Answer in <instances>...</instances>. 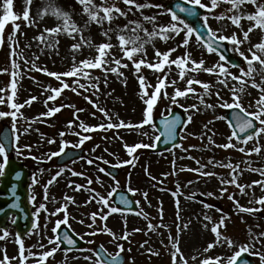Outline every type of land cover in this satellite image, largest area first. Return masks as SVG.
<instances>
[{
    "label": "snow or ice",
    "instance_id": "obj_1",
    "mask_svg": "<svg viewBox=\"0 0 264 264\" xmlns=\"http://www.w3.org/2000/svg\"><path fill=\"white\" fill-rule=\"evenodd\" d=\"M26 9L22 14V17L13 10V0H3V15L0 16V46L4 43L5 26L9 22L13 23V31L7 37V41L10 47V67L0 69V74L10 75V82L5 88H0V93H4L10 87L11 94L0 96V105H6L9 109L7 111L0 110V119L10 118V131L0 136V178L6 174V166L9 163V153L7 147L9 143L13 147L17 156H21L24 150L31 152V145L21 146L19 141L22 135L28 134L32 130V124L37 121L43 122L42 117H51L56 113L62 111L67 107L73 109L74 119L70 120L66 125V130L59 132L61 137L58 150L45 153L47 160H51L55 157H62L67 155V149L83 150L86 142L93 139L92 133L96 132H108L114 131L113 139L123 138L119 135L120 129H137L142 130L139 135L148 137L152 142L145 143L143 141L134 142L133 144L123 143V147L126 151L129 159L117 160L116 163H110L105 159L103 155L86 157L81 155L80 160L86 162L87 165H95L96 171L104 176L110 177L114 182L112 190L107 194H102L95 188L91 187L94 183L103 187L104 181L101 176L97 175L95 180L90 176H86L84 172L75 171L73 168H69L66 165L60 167L52 178L44 185V197L45 201L49 200L48 188L52 185L56 178L63 175L66 171L70 172L72 176L84 177L86 184H75L74 191H87L91 195L85 204L95 202L99 205V209L96 212H92L88 219L91 221L86 226L90 231L85 232L83 235L75 233L70 223V214L68 212V203H75V199L71 196H64V203L61 207L49 212L45 203H40L34 216L36 219L31 224V230L28 235H37L39 239L37 242L29 248L25 247L24 240L20 237V234H16V243L18 244V255L16 257H9L6 254L0 258V264H11L13 259H17L19 264H47L49 258H54V254L61 250V244L68 246L65 250H77L90 252V256H83L82 258L89 261L90 264H125L122 258V253L126 251L124 245L119 243L120 240H128L129 235L124 232L122 235L117 234L107 227L106 221L112 214L125 213V210L131 212L133 203L139 207L140 201H132L126 195H121L119 198V204L124 208L116 206L112 202L113 194L121 188L120 181L111 171L106 170L105 167L100 165H108L110 168H122L127 165H133L134 161L138 159L136 155L138 150L141 149H155L163 136L164 143L171 145L169 151L174 152L179 149L183 152H189L190 150H206L198 149L196 145H190L185 148L183 143H176L177 137L181 140L187 138V126L192 123V112H199L201 107L204 110L211 109L214 113L217 108L231 110L230 118L227 114L215 115L214 120H226L230 132L227 136V142L223 144H217L214 140L215 132L212 135H208V125L214 123V120L208 121L203 125L204 131L198 139L203 141L207 137L208 144L221 148L224 150L232 149L243 155V158L237 162H233L231 157H227V162L223 160H216L215 157L209 158L206 164H201L199 159L192 156L183 158L195 160L198 165L197 168H185L181 167L179 171L194 172L201 177L219 176L215 171H204L203 169L211 166L213 169L217 167L229 169V179L219 177L221 188L220 193L223 197L224 193L228 191L227 186H235L239 190L241 196L247 195L246 189H254L256 186L261 188L264 192V167L253 168L254 161L248 159L253 155H259L264 151V144L261 143L264 140V0H178L175 3L177 11H174L171 6L165 5L163 2L157 3L155 0H76V3L80 6V12L78 15L81 17L80 21L74 19L77 15L75 9L72 12L64 11L61 8H53L54 0H48L45 11L47 9H53V15L59 19L60 23L47 28L40 33L39 36L33 37L34 40H38L41 44H44L47 48H57L59 41H49L45 36H59L61 34L67 35L73 43L70 45V52H72L70 66L64 71H52L46 66L41 67L36 64V60L39 56H34L30 61L27 57L19 51V42L15 39L16 33L20 30L21 25L16 23L19 20L26 22V26H38V17H41V13L38 10L36 16L31 15L32 0H24ZM123 4L124 7L120 5ZM187 5V6H185ZM227 5V7H224ZM248 5L252 6V10L247 8ZM155 9L154 14H145V10ZM219 9V11H217ZM203 10V14L201 12ZM139 12L140 17L137 19H131L130 16H135ZM183 14V17L178 14ZM168 16L167 21H162L161 17ZM195 18L199 27L193 26V23L189 22L187 18ZM123 18L126 23L118 24L115 21ZM211 19L227 20L231 25L235 26L238 31H233L228 34L227 26H222L219 29H213L210 26L209 21ZM242 21H247V27L245 28ZM95 25L100 29L99 35L103 37L100 42H96L95 38L91 34V29ZM150 25V27H148ZM254 32H258V42L253 43L251 35ZM87 33V35H86ZM23 34V33H21ZM179 37V40H177ZM159 39L164 43L169 41H176V43L169 47L165 51L155 48V41ZM115 40V43H113ZM151 44L154 49V60L149 61L147 58V45ZM247 44L245 49L243 46ZM230 46V50L238 57L237 60H233L230 57H226L223 54V50ZM25 47H31V44L25 45ZM201 52L199 59L194 57L193 48ZM89 49L90 54L83 59H77V54L83 55V49ZM179 48H183L184 52L173 58V54L177 52ZM116 49L119 50L120 55H116ZM203 53L208 55H216L218 59L211 65L207 64V61L203 58ZM67 59V58H66ZM23 61L24 65H30L29 71L42 72L47 77L53 78L58 82V86H52L51 84L43 85V91L48 93L44 104L46 111L40 113L38 117L29 120L23 116L22 109L27 105L31 106L32 102L37 100L38 97L31 96L24 103L17 101L18 92V80L22 78L23 73L20 71L21 64L19 61ZM127 61V62H124ZM129 64L134 69V75L136 76L140 88V96L145 105L142 112V118L138 123H128L118 118V113L110 114V110L105 107H101L99 103V97L101 93V76L96 75V71L103 74L104 86L108 85L109 74H114L117 77H122L123 72L121 68L127 69ZM173 66H175V72L178 79L170 78ZM142 69L152 70L157 73V83L152 85L148 82L146 76L143 74ZM167 69V71L165 70ZM200 73H206L211 77H214L213 81H203L199 79ZM257 76L259 79H257ZM32 79H35L32 77ZM39 84V81H36ZM179 82L184 83V87H179ZM216 85L221 87L216 88ZM198 86L201 91H197ZM168 88H172V92L167 91ZM216 89L213 91V89ZM248 88L258 89L259 97L255 100L253 105L251 102L248 107H245L243 103V95L247 92ZM227 89L228 96L222 95V92ZM71 91L75 95L81 96L88 104L92 106L95 111L91 113L93 118L96 117V113L99 112L106 122H100L96 125H89L85 121L81 120L79 113L85 111L84 108H79L74 104H61L59 106H49V102H55L65 91ZM250 94V93H248ZM110 95V93H109ZM195 97L198 100V104L185 105L182 101L188 98ZM215 97V103H209L208 100ZM161 100H167L169 107L166 109L168 115L164 116L161 113L163 119V132H160L154 123V112ZM173 106L175 108L182 109L183 114H187L186 119L183 114H175L173 112ZM252 110H249V109ZM114 116L116 119L114 120ZM25 120L27 126L24 127L21 132L18 128V121ZM76 129V130H74ZM148 129H151L150 135ZM180 129V132L177 130ZM39 131V129H36ZM159 133V134H157ZM72 135L77 137L75 142H70L64 139L66 136ZM195 135L194 133L192 134ZM43 137V134H41ZM103 139L107 140L105 136ZM48 144H56L55 138H47ZM251 143V147L249 144ZM100 145L97 144L91 151L95 152ZM104 152H108L105 148ZM109 155H115L109 152ZM28 158V157H25ZM31 159L43 162L42 158L31 156ZM77 160L72 159V164H76ZM245 165V167H241ZM41 174L43 169L40 170ZM245 171L255 172L259 174L262 179L252 181L250 184H241L239 177L243 175ZM177 174L175 169V160H173V172L164 173L165 178L167 175ZM131 174L129 173V182L127 192L135 196L140 190L131 187ZM15 178H20V173H16ZM150 179L156 180V177ZM198 182V181H197ZM38 183L36 176L32 178V184ZM163 183V181H159ZM193 181H188V184H192ZM69 187H73V183H69ZM181 185L177 183L176 191L173 192V196H178L180 193ZM163 190V189H162ZM12 195H16L15 186L11 189ZM145 200L148 199V193H141ZM196 193L190 194L187 199L194 201L196 199ZM201 196L213 197V192L200 193ZM254 195V193H253ZM229 200L233 202L234 211L236 214H256L264 211V196L256 199H250L248 204H256L260 207H249L241 205L236 198L235 193H229ZM31 200L35 204L36 197L32 195ZM53 202L56 201L53 198ZM203 208L206 210L214 209L216 212L221 213V217L218 223H214L213 226L208 229V224H204V228L211 231L214 234L212 242L207 244L203 253H207L217 246H227L228 248L235 247V242L223 235L222 229L226 228L225 220L229 219L227 214L223 213V210L216 207L213 204L199 201ZM162 204V202H161ZM149 206L151 202L149 201ZM11 208H19L18 203H12L9 205ZM176 220L173 221L176 224V235L173 236L170 226L163 223V208L159 209L160 223L152 224L148 223L147 227L149 231H156L160 228L167 230L168 245L166 246L170 253L171 264H189V258L185 256L180 246L181 233L188 229L191 223V217L187 223H180L182 217L180 212L179 199L176 200ZM47 212L49 217H58L54 226L51 228V232L54 234L49 237L42 235V229H47L48 222L41 226L38 222L40 212ZM63 213V216H60ZM136 215H144L147 219V215L142 211L135 212ZM203 220L212 223L213 218L207 213H203ZM99 222V223H98ZM242 222L243 219H242ZM11 223L15 224V218L11 219ZM80 224H84L85 220L78 221ZM63 226V228H62ZM259 227V225H257ZM64 228L68 230H63ZM70 231L73 234H70ZM134 231H141V229H135ZM62 233V234H61ZM99 234H107L112 237V242L115 244V253L108 252L103 244L98 248H77V240L73 238V235L79 236L80 240H85V237H95ZM10 233L5 229L3 234L0 235V240L6 239ZM163 235V233H161ZM250 240L248 243L240 245L232 255H216L214 257L205 256L200 260V264H249L248 260L243 258L242 254L250 251V248L254 247L256 242H259L261 237H264V232L259 235L252 233L249 228ZM47 239V244L43 241ZM87 244H94V240H86ZM163 243V241H162ZM143 247V245H141ZM38 251H33V249ZM47 249V250H45ZM131 251V249H127ZM151 251V249H149ZM203 253L201 255L203 256ZM159 255L158 252L153 253ZM261 264H264V253H260ZM81 257H73V259H80ZM198 257L193 255L192 261H196Z\"/></svg>",
    "mask_w": 264,
    "mask_h": 264
},
{
    "label": "rangeland",
    "instance_id": "obj_2",
    "mask_svg": "<svg viewBox=\"0 0 264 264\" xmlns=\"http://www.w3.org/2000/svg\"><path fill=\"white\" fill-rule=\"evenodd\" d=\"M171 0H155V2H163L165 5ZM207 2V0H205ZM48 0H32L31 15L36 16L37 11L39 10L42 18L38 19V26H26V22L22 19L17 21L21 25L20 30L16 33L15 39L19 42V51L23 53L30 61L34 56H39V59L36 60L38 66H46L52 71H64L71 63L72 52L69 48L73 41L64 34L59 36H48L45 33V36L49 41L58 40V50L57 48H47L44 44H41L38 40H34L33 37L39 36L40 33L47 28H51L58 23L59 19L53 15V9H47L45 11ZM3 0H0V16L3 15ZM124 7L123 4L120 5ZM61 8L64 11L72 12L73 8L77 15L74 16V19L77 21L81 20V17L78 15L80 12V6L76 3V0H54L53 8ZM227 7V5H224ZM247 8L252 10V6L248 5ZM26 9L24 0H13V10L14 13L22 17L23 12ZM155 9L145 10V14H154ZM219 11V9L217 10ZM140 17V13L137 12L135 16H130L131 19H137ZM168 16L161 17L162 21H167ZM118 24H124L126 21L123 18L115 21ZM210 26L213 29H219L222 26H227L228 34H231L233 31H238L235 26L231 25L230 21L227 20H216L211 19L209 21ZM245 28L247 27L248 22L242 21ZM150 27V25L148 26ZM13 31V23L9 22L5 26L4 32V43L3 46H0V69L10 67V47L7 41L8 35ZM100 29L93 25L91 29V34L95 38V41L100 42L103 37L99 35ZM23 33V34H21ZM87 35V33H86ZM251 35L252 42H258L259 34L254 32ZM179 40V37H177ZM115 43V40H113ZM176 41H169L164 43L162 40L157 39L155 41V48L160 49L162 52L167 50L169 47L173 46ZM31 44V47H25V45ZM147 58L149 61L154 60V49L151 44L147 45ZM245 49L248 47L247 44L243 46ZM116 55L119 56V50L116 49ZM184 52L183 48H179L176 53L173 54V58L181 55ZM194 57L199 59L201 52L197 51L196 48H193ZM90 54L89 49H83V55L77 54V59H83L84 57ZM67 58V59H66ZM203 58L207 61L208 65L214 63L218 57L216 55H208L203 53ZM127 62V61H124ZM21 64L20 71L23 73L22 78L18 80V92H17V101L19 103H24L31 96L38 97L37 100L33 101L31 106H25L21 111L24 117H27L29 120L32 118L38 117L40 113L45 112L46 106L44 100L46 99L48 93L43 91V85L51 84L52 86H58V82L53 78L47 77L42 72L29 71L30 65H24L23 61H19ZM167 71V69H165ZM121 72L124 73L122 77H117L114 74H109L108 85L104 86L103 83V74L99 71H96V75L101 76V93L99 97V103L101 107H105L110 110V114L118 113V118L124 120L128 123H138L142 118V112L145 108V105L140 96V88L138 80L134 75V69L129 64L127 69L121 68ZM143 74L146 76L148 82L152 85L157 83V73H154L149 69H142ZM34 77L35 79H32ZM170 78L178 79L175 72V66H173V71ZM199 79L203 81H213L214 77L209 76L206 73H200ZM257 79L259 77L257 76ZM39 81V84L36 82ZM10 75L0 74V88H5L9 85ZM179 87L183 88L184 83L179 82ZM197 91H201L198 86ZM221 87L216 85V88ZM216 89L214 88L213 91ZM169 93L172 92V88H168ZM110 93V95H109ZM250 93V94H248ZM10 87L4 93H0V96H4L5 99L7 95H10ZM222 95L228 96L227 89L222 92ZM259 97L258 89L248 88L247 92L243 95V103L245 107L249 106L251 102L255 104V100ZM185 105L198 104V100L195 97L188 98L187 100L182 101ZM209 103H215V97H212L208 100ZM61 104H74L79 108H84L85 111L79 113L81 120L85 121L89 125H96L104 121V118L99 112L96 113L97 118H93L91 113L95 111L90 104H88L81 96L75 95L71 91H65L60 98L55 102H49V106H59ZM169 107L167 100H161L154 112V116L167 114L166 109ZM173 108H175L173 106ZM0 110H9L6 105H0ZM249 110H252L251 108ZM226 114V109L217 108L215 113L211 110H204L201 107L199 112H192L193 121L187 126V138L183 139V145L185 148H188L190 145H196L198 149L206 150H190L189 152H183L179 149H176L174 152L169 151L161 155H153L150 152V149H141L138 150L136 154L138 159L134 161L133 165H127L121 170L122 175L118 178L120 181L121 188L126 189L129 182V173L131 174V187L139 189L140 191L134 196L136 200L140 201L139 207L140 211L147 215V219L144 215H121L119 213L112 214L109 216V219L106 221L107 227L113 230L117 236L122 235L124 232H127L129 235L128 240H120L119 243H122L126 249L123 253L127 258V264H171V258L168 248V239L167 230L160 228L156 231L148 230V223L152 224L160 223V217L158 215L159 209L162 206L163 208V223L170 226V230L173 236L176 235L177 229L176 224L173 221L176 220V200L179 199L180 207L182 211L180 212L181 217L183 218L180 223H187L191 217V223L188 226V229L184 230L180 236V246L183 253L186 257L189 258V264H200V260L205 256L214 257L216 255L229 256L232 255L236 250H238L240 245L248 243L250 240L249 228L255 235H259L261 232H264V211H261L256 214H236L234 211V205L231 200L227 197L229 193H235L236 198L239 200L241 205L249 207H260L256 204H248L250 199H256L261 196H264V192L261 191L259 186H256L254 189H246L247 195L241 196L239 190L235 186H227L228 191L224 193L221 197L220 193V180L219 177L229 179V169L217 167L213 169L209 166L204 171H215L219 176L211 177H201L194 172L189 171H179L181 167L185 168H197L195 160L187 159L183 157L192 156L196 159H199L201 164H206L209 158L215 157L216 160H223L227 162L226 158L231 157L232 161L235 163L243 158V155L239 152H236L232 149L224 150L221 148H216L208 144L207 137L203 141L198 139L204 131V124H207L208 121L214 120L215 115H224ZM74 119L73 109L63 108L61 112L56 113L51 117H42L43 122L37 121L32 124V130L26 134L22 135L19 141L21 146L31 145V152L24 150L21 156H16L21 161L25 162L27 166L32 169L37 176L38 183L35 186L34 194L37 196L35 205L36 210L40 203H45L49 212L54 211L55 209L61 207L66 201L63 199L65 195L71 196L75 199V203H68V212L70 214V223L72 229L75 230V233L83 235L85 232L90 231L87 228V224L91 221L88 219L92 212H96L99 209V205L95 202L90 204H85L89 199L90 193L84 190L74 191L73 188L75 184H86L84 177L72 176L70 172H65L63 175L56 178V181L49 186L48 196L49 200L45 201L44 197V185L49 181L52 176L58 171V168L55 166L56 157L47 160L45 153L58 150L61 137L59 132L66 130L67 123ZM116 117L114 116V120ZM10 118L0 119V132L3 126H10ZM18 128L21 132L24 127L27 126L25 120L21 119L18 121ZM39 129V131H36ZM76 130V129H74ZM142 130L137 129H120L119 135L123 138L113 139L114 131L108 132H96L93 133L92 142H86L84 147L87 149L88 157L89 156H98L103 155L105 159L109 160L110 163H116L117 160H127L129 157L126 154V151L123 147V143L127 142L128 144H133L134 142L143 141L145 143H151L152 141L146 137L139 135V132ZM150 135L152 134L151 129H148ZM208 135H212L214 131L216 134L213 137L217 144H223L227 142V136L230 132V129L225 120H214V123L208 125ZM195 134L194 136L192 134ZM43 134V137L41 136ZM107 136L108 139L105 140L103 137ZM47 138H55L56 144H48ZM64 139L76 140L77 137L72 135L66 136ZM264 144V140L261 141ZM100 145L95 152L91 150L97 145ZM251 147V143L249 144ZM107 148L108 152H104V149ZM109 152L114 153L115 155H109ZM31 156H36L42 158L43 162H38L37 160L31 159ZM28 157V158H25ZM248 159L254 161L252 164L253 168L264 167V151H262L258 156L253 155ZM173 160H175V169L177 174H169L165 178L164 173L173 172ZM2 162V158H0ZM102 167H107L108 165H100ZM245 167V165H241ZM75 171L84 172L86 176H90L95 180L96 176L99 175L104 181L103 187L101 185L94 183L91 187L95 188L97 191L102 194H107V192L112 190L114 187V182L108 176H104L101 173L96 171V166L92 165V168H89L87 171H84L86 168L84 161L79 162L71 166ZM41 169L43 173L41 174ZM151 177H156V180L150 179ZM262 177L255 172L245 171L242 176L239 177V182L241 184H250L252 181L260 180ZM163 181V183H159ZM188 181H193L192 184H188ZM198 181V182H197ZM73 183V187H69V183ZM179 183L181 185L180 193L178 196H173V192L176 191V185ZM163 189V190H162ZM147 192L148 199L145 200L141 193ZM195 192L196 199L190 201L187 197ZM213 192L215 195L213 197L201 196L200 193ZM254 193V195H253ZM53 198L56 201L53 202ZM149 201L151 206H149ZM199 201H204L209 204H213L216 207L223 210L224 214H227L229 219L225 220L226 228L222 229L223 235L231 238L235 242V247L228 248L227 246L221 247L217 246L207 253H203L204 248L207 247V244L212 242L214 239V234L211 233L210 229L214 223H218L221 217V213L216 212L214 209L206 210L203 208L202 204ZM162 202V204H161ZM213 218L212 223L203 220V213ZM60 216H63V213H60ZM58 217L52 216L49 217L47 212L41 211L39 215L40 225L43 226L48 222L47 229H42V235L45 237L52 236L51 228L54 225L55 220ZM85 220L84 224L78 223L79 220ZM242 219L244 222H242ZM99 223V222H98ZM204 224H208V229L204 228ZM259 225V227H257ZM135 229H141V231H134ZM163 233V235H161ZM11 234V233H10ZM39 237L35 234L30 235L25 241V247L29 248L34 245ZM94 240L95 243L103 244L108 252L115 253L116 247L112 242V237L107 234H99L95 237H85V240ZM5 242H9L10 245H14L13 239L8 236L4 239ZM163 241V243H162ZM4 242V243H5ZM47 244V239L43 241ZM7 244H0V255L1 251L3 255L6 254L9 257H16L18 251L15 248H10L8 250ZM9 245V246H10ZM143 245V247H141ZM131 251H127V249ZM151 249V251H149ZM47 250V249H45ZM8 251V252H7ZM33 251H38V249H33ZM158 252L159 255L153 253ZM203 253V256L201 255ZM253 255L254 263L261 264L260 253H264V237H261L259 242L254 244V247L250 248V251L247 252ZM91 253H75V254H65V253H55L54 258H49L47 264H90L89 261L84 260L83 256H90ZM196 255L198 259L192 261L191 257ZM3 256L1 255L0 258ZM73 257H81L80 259H73ZM11 264H19L17 259H13ZM31 264V261H29Z\"/></svg>",
    "mask_w": 264,
    "mask_h": 264
},
{
    "label": "water",
    "instance_id": "obj_3",
    "mask_svg": "<svg viewBox=\"0 0 264 264\" xmlns=\"http://www.w3.org/2000/svg\"><path fill=\"white\" fill-rule=\"evenodd\" d=\"M172 8H173V10L174 11H177L178 12V9H176V7H175V4H173V5H170ZM180 15H183V14H181V13H179ZM223 53L226 55V53H225V50H223ZM229 57V56H228ZM175 114H177V112H175ZM157 125H158V128H159V130H160V132H163V119H160V120H158L157 121ZM178 130H180V129H178ZM177 130V131H178ZM8 131L6 130L4 133H7ZM3 133V134H4ZM2 134V135H3ZM1 135V136H2ZM164 137L162 136L161 137V141L159 142V145H158V147H157V150L156 151H163V150H165V149H167V148H170L171 147V145H166L163 141H164ZM176 143H178L179 142V137H177V140L175 141ZM7 152L8 153H10L11 152V143H9V145H8V147H7ZM71 156H72V153L71 152H67V155H65V156H62L61 157V161L63 162V161H66L67 159H69V158H71ZM15 160H11L9 163H8V165H7V167H6V178H5V181H7V183H5V185L3 186V189L5 190V191H7V188L9 187V186H11L12 185V183L10 182V180H14V172L13 171H18V170H21V171H23V173L25 174V178H27V173H26V171H25V168L20 164V163H15L14 162ZM20 184L22 185L23 183L22 182H20ZM23 186H24V184H23ZM2 189V188H1ZM23 203L26 205V201L25 200H23ZM6 206V204L5 203H0V209L2 208V207H5ZM17 210V209H16ZM18 211V210H17ZM19 212V211H18ZM21 214H19V216H20ZM243 258H245V259H247L248 261H249V264H252L251 262H250V258H248L246 255L245 256H243Z\"/></svg>",
    "mask_w": 264,
    "mask_h": 264
},
{
    "label": "flooded vegetation",
    "instance_id": "obj_4",
    "mask_svg": "<svg viewBox=\"0 0 264 264\" xmlns=\"http://www.w3.org/2000/svg\"><path fill=\"white\" fill-rule=\"evenodd\" d=\"M32 212L33 213H35V209L32 207ZM36 218V217H35ZM10 226V228H9V230H10V232H11V234H10V236L11 237H16V233H15V229H14V227L12 226V223H11V220H10V224H9ZM8 230V231H9Z\"/></svg>",
    "mask_w": 264,
    "mask_h": 264
}]
</instances>
